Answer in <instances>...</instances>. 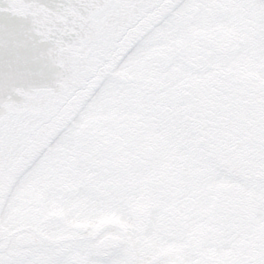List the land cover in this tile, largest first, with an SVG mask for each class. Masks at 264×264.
Segmentation results:
<instances>
[{
	"label": "flooded vegetation",
	"instance_id": "af4514ba",
	"mask_svg": "<svg viewBox=\"0 0 264 264\" xmlns=\"http://www.w3.org/2000/svg\"><path fill=\"white\" fill-rule=\"evenodd\" d=\"M185 1L161 21L180 26L175 38L153 45L168 50L167 68L147 67L149 49L144 64L150 81L137 87L126 82L136 78L128 77L123 83L129 86L122 83L121 93H114L115 100L124 98L120 106L126 102L131 108L95 109L84 123L67 126L71 149L66 142L61 169L50 168L41 180L37 176L27 196L15 203V215L0 224V250L43 260L74 242V264L81 252L126 256L128 264H190L189 253L195 264H244L260 254L264 192L227 180L207 183L208 160L181 124L174 90L216 69L264 80V60L256 52V43L264 39V0H238L234 29L211 26L231 15L237 0ZM150 32L147 37L154 39L155 31ZM116 110L121 123L111 117ZM188 181L199 190L181 198ZM25 244L30 246H19Z\"/></svg>",
	"mask_w": 264,
	"mask_h": 264
},
{
	"label": "water",
	"instance_id": "95a60500",
	"mask_svg": "<svg viewBox=\"0 0 264 264\" xmlns=\"http://www.w3.org/2000/svg\"><path fill=\"white\" fill-rule=\"evenodd\" d=\"M168 1L0 0V46L27 36L47 45L38 78L6 77L0 69V117L9 113L4 150L13 161L10 176L53 125L67 118L71 102L88 90L109 56L123 51L121 41L140 33L144 21ZM111 4L118 7H105ZM176 95L183 102V123L207 160L225 161L234 178L264 180L263 81L215 71L178 88Z\"/></svg>",
	"mask_w": 264,
	"mask_h": 264
},
{
	"label": "snow or ice",
	"instance_id": "6c2138e0",
	"mask_svg": "<svg viewBox=\"0 0 264 264\" xmlns=\"http://www.w3.org/2000/svg\"><path fill=\"white\" fill-rule=\"evenodd\" d=\"M105 7H118V5L111 4L105 5ZM162 32H166L170 29V25H160ZM155 42V39H144L136 42L133 51L137 55L143 54L149 50L151 45ZM131 62V61H129ZM7 77V72L5 71ZM108 95V89L106 86H102L101 90H98V95L95 97L93 106L103 108L104 97ZM9 113H5L4 117H0V224H7L8 218L15 215V203L21 198L26 197L28 192L32 189L35 179L42 171V166L33 164L25 169L23 172L15 177H11L9 170L12 166V157L4 149L7 146V117ZM17 119H19L17 117ZM80 123H84V118H80ZM18 144L23 143V137L18 141ZM208 168L205 173L206 181L209 184H219L226 180L229 182L239 184L244 190L254 191L257 193L264 192V180L259 182L248 181L245 182L242 179L234 178L230 175L226 168L227 165L223 160H211L207 161ZM183 191L178 193V196L191 197L199 190V186L193 184L191 181L186 182L182 186ZM203 199V197H201ZM211 203L210 200L205 201ZM195 208L196 205H193ZM199 218V217H197ZM52 225L50 224V227ZM36 247H42V244L37 242ZM91 247V245H89ZM78 251V245L76 243H70L65 246L59 255L53 256L48 259H36L34 256H28L26 258L10 256L6 252L0 250V264H74L72 257ZM82 259L79 264H128L126 256H120L118 259L113 256L100 257L91 255L87 252L80 253ZM187 259L190 264H195L191 253L188 254ZM244 264H264V248L260 249V254L247 260Z\"/></svg>",
	"mask_w": 264,
	"mask_h": 264
},
{
	"label": "rangeland",
	"instance_id": "374dc122",
	"mask_svg": "<svg viewBox=\"0 0 264 264\" xmlns=\"http://www.w3.org/2000/svg\"><path fill=\"white\" fill-rule=\"evenodd\" d=\"M240 7V1L237 0V2H235V5L231 6V15L226 16L225 19H223L222 21H218V22H212V26L211 28H214L218 25L223 26L224 28H235V24L239 23L238 22V17L233 18L235 15V12L239 10ZM172 21H167L165 23V25H170V29H172L171 31H166V32H162L161 29H159L157 32L155 31L154 33H156L155 35H157L156 37H154L155 42L151 45L150 49L153 48V45L156 44H163V42L165 41H171L175 38V33L179 30L180 26L178 24H171ZM192 23H190V26ZM208 24L205 23L202 26H207ZM199 27V26H198ZM184 28H186V25L184 24ZM153 33V34H154ZM152 37V35H151ZM146 39H151L150 36L147 37ZM256 52H260L261 53V57L264 60V39L261 42L256 43ZM148 51V50H147ZM147 51H145L143 54L141 55H137L136 52H133V54L131 55V57L129 58V60L127 61V63H125V66L122 68H120L116 74L112 77L109 78V81L107 82V84H105V86L108 89V95L105 96L104 99V104L105 107H103L102 109L106 110L105 113H108V108L110 107L111 110L113 108H118V107H125L124 109H129V107L131 106V103H126L123 106H120V104L124 101V98H120L118 100L114 99V93L115 90L118 93H121V89L129 86V84H124L123 82L126 81V78L130 77L133 78L135 77L136 80L133 81V79H128V83H130V85H132V83H136L137 87L140 86L139 83H141L142 81L148 82L150 81L151 78V73L148 71L146 65L144 64V56L147 53ZM131 61V62H129ZM125 78V79H124ZM114 79V80H112ZM122 83L124 84L122 87ZM135 90L136 87H134ZM133 91V89H132ZM94 102V101H93ZM131 102V101H130ZM91 107L89 108L88 111L83 112V114L80 116L84 118V121L86 119V115L89 114L90 112L93 113V111H95V109H100L99 107H94L93 103H91ZM131 108V107H130ZM102 113H104L103 111H101ZM87 113V114H86ZM121 114V111L116 110V112L114 114L111 115V117L113 118L114 122H122L119 121L118 117ZM88 116V115H87ZM80 118L77 119V121L75 122V124H80ZM106 121H102V122H97V123H104ZM131 121H125V123H130ZM132 123V122H131ZM70 131V130H68ZM67 130L65 131V133L60 137V139L49 148V150H47V152L45 153L44 157L39 160V162L36 164L38 166H42V171L40 172V174L38 176H41L42 174H44L46 171H48L50 168H53L54 170L61 169L62 166V160H63V155H64V148L66 146V142H67V151L70 150V146L71 145V139H70V132H68ZM58 162H61L58 163ZM60 164V165H59ZM42 179V176L40 178V180ZM34 187V185H33ZM32 187V188H33Z\"/></svg>",
	"mask_w": 264,
	"mask_h": 264
},
{
	"label": "clouds",
	"instance_id": "9594fccd",
	"mask_svg": "<svg viewBox=\"0 0 264 264\" xmlns=\"http://www.w3.org/2000/svg\"><path fill=\"white\" fill-rule=\"evenodd\" d=\"M47 45L35 37H19L17 43L0 46V69L23 80L35 79L43 72Z\"/></svg>",
	"mask_w": 264,
	"mask_h": 264
},
{
	"label": "bare ground",
	"instance_id": "6f19581e",
	"mask_svg": "<svg viewBox=\"0 0 264 264\" xmlns=\"http://www.w3.org/2000/svg\"><path fill=\"white\" fill-rule=\"evenodd\" d=\"M186 1H187V0H186ZM186 1H185V2H186ZM185 2H184V3H185ZM184 3H183V4H184ZM183 4H182V5H183ZM168 18H169V17H168ZM168 18H167V19H168ZM161 24H164V23L162 22ZM161 24H160V25H161ZM160 25H159L156 29H153L152 32L158 30V29L160 28ZM150 33H151V32H150ZM147 36H148V35H146V37H145L144 39H146ZM144 39H143V40H144ZM124 52H125V51H122L120 54H123ZM165 52H166V53H169L168 50H165ZM132 53H133V50L129 53V55L127 56V58H128ZM120 54H119V55H120ZM127 58H126V59H125V60H124V61H123L118 67H117V69H116L115 71H117V70H118V69H119V68L125 63V61L127 60ZM150 61H151V60H150ZM152 61H153V63L157 61L155 64H159V65L163 64V63H164V62H163V61H164V56H163V54H158V55L155 54L154 57H153V59H152ZM152 61H151V63H152ZM161 62H162V63H161ZM112 64H113V62L111 63V66H112ZM111 66H110V68H111ZM107 72H108V69L105 68V69L99 74V77H100V78H103V77L106 75ZM99 77H98L97 79H99ZM106 80H107V79H106ZM104 83H105V82H103V85H104ZM103 85H102V86H103ZM102 86L100 87V89L102 88ZM98 88H99V86H98ZM100 89H99V90H100ZM97 95H98V92H97V93L92 97V99L86 104V106L83 108L84 110H85V109L91 104V102H93V100L95 99V97H96ZM80 98H82V93H80V94H79V95H78V96H77V97L71 102V104L69 105V106H70L69 111H70L71 108L74 106V101H75V100H78V99H80ZM83 109H82V111H83ZM71 113H72V112H69V113L67 114V118L71 115ZM81 113H82V112H80L78 115H76V117L74 118V121H73V122H75V121L80 117ZM64 122L67 123V125L70 123V121L67 120V119H65ZM53 130H54V125H53V127L51 128V131H53ZM65 130H67V129H65ZM51 131H50V132H51ZM50 132H48L46 135H49ZM64 133H65V131H63V132L58 136V138L55 140V142H54L51 146H53V145H54V144L60 139V137H61ZM41 144H44V141H43V142H40L38 146H40ZM51 146H50V147H51ZM43 156H44V155H42L41 158H39V160H41V159L43 158ZM39 160H38L35 164H37V163L39 162Z\"/></svg>",
	"mask_w": 264,
	"mask_h": 264
}]
</instances>
